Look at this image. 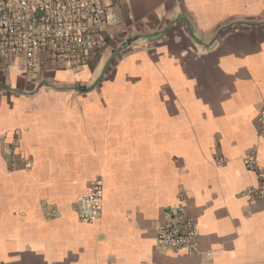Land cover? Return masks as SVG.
Returning <instances> with one entry per match:
<instances>
[{"label":"crops","instance_id":"obj_1","mask_svg":"<svg viewBox=\"0 0 264 264\" xmlns=\"http://www.w3.org/2000/svg\"><path fill=\"white\" fill-rule=\"evenodd\" d=\"M102 3L95 57L2 80L0 264H264V0ZM185 218L195 250L157 243Z\"/></svg>","mask_w":264,"mask_h":264},{"label":"built area","instance_id":"obj_2","mask_svg":"<svg viewBox=\"0 0 264 264\" xmlns=\"http://www.w3.org/2000/svg\"><path fill=\"white\" fill-rule=\"evenodd\" d=\"M117 21L102 0H0V89L2 80L12 69L16 58L23 59L26 73L34 69L41 57L71 65L92 59L105 45L106 31ZM264 122V112L261 113ZM245 167L260 179L264 193V168L255 159L245 160ZM102 185L94 182L77 198L80 218L89 221L102 202ZM194 222L185 218L179 226L164 225L158 229L156 241L172 250L193 251L197 246Z\"/></svg>","mask_w":264,"mask_h":264}]
</instances>
